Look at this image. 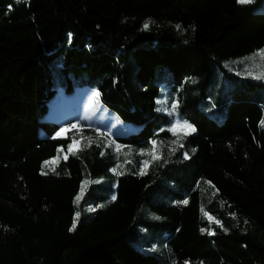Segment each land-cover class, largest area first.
I'll return each instance as SVG.
<instances>
[{
  "label": "trees",
  "instance_id": "trees-1",
  "mask_svg": "<svg viewBox=\"0 0 264 264\" xmlns=\"http://www.w3.org/2000/svg\"><path fill=\"white\" fill-rule=\"evenodd\" d=\"M261 49L264 0H0V264H264ZM85 86L119 152L43 120Z\"/></svg>",
  "mask_w": 264,
  "mask_h": 264
},
{
  "label": "rangeland",
  "instance_id": "rangeland-1",
  "mask_svg": "<svg viewBox=\"0 0 264 264\" xmlns=\"http://www.w3.org/2000/svg\"><path fill=\"white\" fill-rule=\"evenodd\" d=\"M255 0H252V2ZM245 62L246 70H256V65L260 64V58L255 62L248 60ZM98 94V95H97ZM44 121L58 123L61 127L55 134L56 137H63L71 131L83 132L84 128H90L95 133L96 139H102L105 148L116 150L118 145L117 136H127L138 130V126L124 122L118 114L106 106L100 99L97 89L85 86L69 93L65 90L59 91L51 99L49 110L43 118ZM74 122L71 124V122ZM264 128V127H263ZM63 129V131H61ZM59 133V136L57 135ZM40 135H44V130L40 129ZM82 146V141L72 143V148L65 151L60 149L58 154L44 164L42 172L50 174L45 165L49 168L56 167L61 160L67 159L69 153ZM145 165L143 164V170ZM76 220V226L78 225ZM76 228V227H75Z\"/></svg>",
  "mask_w": 264,
  "mask_h": 264
},
{
  "label": "snow or ice",
  "instance_id": "snow-or-ice-1",
  "mask_svg": "<svg viewBox=\"0 0 264 264\" xmlns=\"http://www.w3.org/2000/svg\"><path fill=\"white\" fill-rule=\"evenodd\" d=\"M17 2H20V0H17ZM237 3H239V4H248V3H252V0H237ZM148 26H149V24L146 22L144 24V28L147 29ZM179 27L180 26L177 25V28H179ZM257 57H259L260 61H261L260 64L256 65V68L259 69V71L246 70V74L249 75V76H252L254 79H264V49H261L258 52L254 53L251 57H245L244 59L245 60H251V61L255 62ZM240 62L243 63V60L240 61ZM172 107H173V110H175V105H173ZM261 124L264 125V121H261ZM177 128L183 129L185 134H188L189 132H195L196 131L195 127L192 126L191 124H189L187 121H184L183 123L177 122V123L173 124L172 128H170L169 131H173L175 133V130ZM61 131H63V129ZM57 135L59 136V133ZM73 143H75V141H73ZM153 145L155 146V141H153ZM68 147H69V149H71L72 145L70 144ZM116 151L117 152L120 151V146H116ZM149 155H151L153 159H157L158 158V157L155 156V154L153 152H150ZM185 156L187 158V154H185ZM148 163H149V161H147V160L143 162V164L145 166H147ZM119 167L120 166L117 165V168L112 169V171L113 172H117V169ZM140 174L141 175L145 174L143 169H141ZM85 183H87V181ZM79 198L80 197L78 196L77 200H79ZM113 199H115V197H113ZM181 203H185L186 204L187 201L186 200L185 201H181ZM205 215H207V214H205ZM78 218H79V213H77V219ZM208 219L212 220L213 218L209 216ZM217 223H218V221H217ZM72 227H73V229L76 227L75 221L73 222ZM185 264H187V262H185Z\"/></svg>",
  "mask_w": 264,
  "mask_h": 264
}]
</instances>
